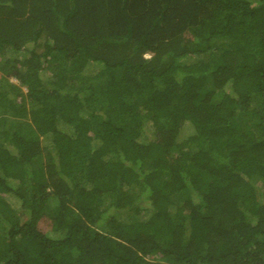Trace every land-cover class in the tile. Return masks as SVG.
I'll use <instances>...</instances> for the list:
<instances>
[{
	"label": "trees",
	"instance_id": "16d2710c",
	"mask_svg": "<svg viewBox=\"0 0 264 264\" xmlns=\"http://www.w3.org/2000/svg\"><path fill=\"white\" fill-rule=\"evenodd\" d=\"M0 264H264V0H0Z\"/></svg>",
	"mask_w": 264,
	"mask_h": 264
},
{
	"label": "rangeland",
	"instance_id": "374dc122",
	"mask_svg": "<svg viewBox=\"0 0 264 264\" xmlns=\"http://www.w3.org/2000/svg\"><path fill=\"white\" fill-rule=\"evenodd\" d=\"M149 57V56H148Z\"/></svg>",
	"mask_w": 264,
	"mask_h": 264
}]
</instances>
